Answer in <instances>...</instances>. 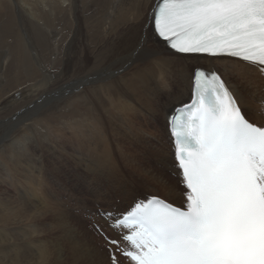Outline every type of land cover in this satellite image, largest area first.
Segmentation results:
<instances>
[{
	"label": "bare ground",
	"instance_id": "1",
	"mask_svg": "<svg viewBox=\"0 0 264 264\" xmlns=\"http://www.w3.org/2000/svg\"><path fill=\"white\" fill-rule=\"evenodd\" d=\"M155 2L0 0V264H109L106 243L89 228L100 221L99 208H123L142 194L183 199L168 114L189 98L193 68H223L233 59L167 48L149 22ZM240 68L235 83L255 110L264 78L243 62ZM90 156L103 166L94 169ZM69 162L76 203L93 204L86 221L61 209L51 185ZM61 212L88 256L73 255Z\"/></svg>",
	"mask_w": 264,
	"mask_h": 264
},
{
	"label": "snow or ice",
	"instance_id": "2",
	"mask_svg": "<svg viewBox=\"0 0 264 264\" xmlns=\"http://www.w3.org/2000/svg\"><path fill=\"white\" fill-rule=\"evenodd\" d=\"M149 22L176 54L235 59L198 69L191 103L169 114L180 204L142 194L98 211L103 223L93 229L106 241L109 264H122L121 257L127 264H264V100L250 110L235 83L241 62L264 74V0H156ZM88 162L103 166L95 157ZM57 221L73 255L88 256L71 217L61 212ZM57 251L64 259L63 246Z\"/></svg>",
	"mask_w": 264,
	"mask_h": 264
},
{
	"label": "rangeland",
	"instance_id": "3",
	"mask_svg": "<svg viewBox=\"0 0 264 264\" xmlns=\"http://www.w3.org/2000/svg\"><path fill=\"white\" fill-rule=\"evenodd\" d=\"M54 95H50L48 96L50 99L53 97ZM47 100L45 98H43L40 102V103H43V102H46ZM1 125H3L4 123H0ZM57 143H59V140H57ZM62 145V143H59ZM63 146V145H62ZM66 146V145H65ZM67 148L68 146H66V150L67 151ZM57 151H60L57 150ZM69 164V167H68V171L67 170H64L63 172H61L62 174H57V176H55L56 178V181L58 182V185L57 184H51L53 187H54V190H55V194L58 197V199L60 200V202L58 203L59 206L61 207V209H64L66 210L67 212L70 210L71 212L74 211V213H76L77 215L80 213V218L83 220V221H86L88 220L89 218H86L85 214L83 212H87V207L91 208L93 207V204H91V202H85V205L83 206L82 204H79V203H76V196L78 194H76V190H75V186H74V181H72L73 179V171H72V165H70V162L67 163ZM66 171V172H65ZM72 173V174H71ZM64 176V178H63ZM68 176V177H67ZM60 177V178H59ZM69 178V179H67ZM62 180V181H61ZM65 183V184H64ZM68 187V188H67ZM5 186H2V189H4ZM58 188V189H57ZM73 191V192H72ZM75 192V193H74ZM84 192V191H83ZM142 192V191H140ZM58 193V194H57ZM70 193H72L71 195H69ZM70 196V197H69ZM62 197V199H61ZM70 198V199H69ZM56 199V198H54ZM50 200V199H49ZM57 200V199H56ZM56 200H54V202H56ZM71 200V201H70ZM51 201H53L51 199ZM74 203V204H73ZM76 203V205H75ZM78 204V205H77ZM88 204V205H87ZM92 205V206H91ZM73 210H72V209ZM73 213V212H72ZM44 221L46 222V224H49V223H52V219H51V216H49L48 218H44ZM89 228L90 225H89ZM55 236H57V232H53ZM48 238V240L50 241H53L54 242V238L51 237L49 234H47V236H45ZM51 238V239H50ZM85 240V239H84ZM48 245V244H47ZM50 245V243H49ZM67 254V253H66Z\"/></svg>",
	"mask_w": 264,
	"mask_h": 264
}]
</instances>
